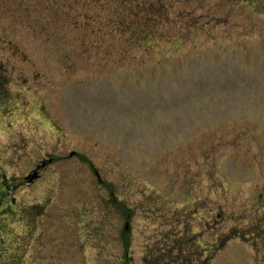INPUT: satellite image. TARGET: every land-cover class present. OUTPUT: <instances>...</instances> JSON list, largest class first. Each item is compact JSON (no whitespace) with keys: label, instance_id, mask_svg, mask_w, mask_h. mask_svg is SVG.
Masks as SVG:
<instances>
[{"label":"rangeland","instance_id":"1","mask_svg":"<svg viewBox=\"0 0 264 264\" xmlns=\"http://www.w3.org/2000/svg\"><path fill=\"white\" fill-rule=\"evenodd\" d=\"M161 6L0 0V264H264V0Z\"/></svg>","mask_w":264,"mask_h":264},{"label":"trees","instance_id":"2","mask_svg":"<svg viewBox=\"0 0 264 264\" xmlns=\"http://www.w3.org/2000/svg\"><path fill=\"white\" fill-rule=\"evenodd\" d=\"M160 2L162 0H87V6L108 10V15L114 18L106 21L111 31L126 33L138 48L148 50L153 42L169 38L160 26L167 21ZM157 9L160 13L155 12ZM104 22L100 23L105 25Z\"/></svg>","mask_w":264,"mask_h":264},{"label":"flooded vegetation","instance_id":"3","mask_svg":"<svg viewBox=\"0 0 264 264\" xmlns=\"http://www.w3.org/2000/svg\"><path fill=\"white\" fill-rule=\"evenodd\" d=\"M45 165H46V162L37 165V168H38V169H36V170L34 171V173L36 174V177H35V178H38V177L41 175V172H40V171H41V167H44ZM35 178H34V179H35ZM34 179H33V180H34ZM33 180H29L28 182H32Z\"/></svg>","mask_w":264,"mask_h":264},{"label":"water","instance_id":"4","mask_svg":"<svg viewBox=\"0 0 264 264\" xmlns=\"http://www.w3.org/2000/svg\"><path fill=\"white\" fill-rule=\"evenodd\" d=\"M74 153H76V152H72V154H74ZM35 177H36V174L33 173L31 176H29V179L32 180V179H34Z\"/></svg>","mask_w":264,"mask_h":264}]
</instances>
